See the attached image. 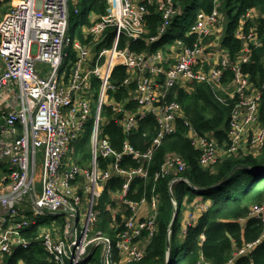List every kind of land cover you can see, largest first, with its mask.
Here are the masks:
<instances>
[{"label": "built area", "instance_id": "obj_1", "mask_svg": "<svg viewBox=\"0 0 264 264\" xmlns=\"http://www.w3.org/2000/svg\"><path fill=\"white\" fill-rule=\"evenodd\" d=\"M12 1V9L0 19L4 65L0 71V264H30L26 256L36 250L45 254V264H90L94 253L90 247L98 241L106 244L107 264H138L158 231L159 201L152 196L135 202L127 194L135 178L147 176L153 152L177 129L178 120L188 127L190 142L200 151L198 163L204 167L222 159V152L237 153L243 144L253 154L264 145L261 91L251 89L242 70L250 47L261 46L258 18L264 14L251 9L240 17L235 37L243 47L231 62L210 39L214 32H224L219 2L227 0H213L209 11L199 9L182 38L163 44L167 50L152 46L170 32L172 23L182 22L184 0H107L104 13L86 26L91 38L85 43L74 40L69 31L71 15L81 14L82 0ZM152 10L159 22L155 34L144 38ZM246 20L252 22L247 28ZM189 37L188 43L184 38ZM139 39L147 41V48L135 52L130 47ZM66 47L73 49L72 63ZM213 52L222 55L214 58ZM116 66L127 73L122 85L128 88V98L122 101L110 95L116 90L110 81ZM226 70L231 71V79L225 84L221 80ZM195 82H205L212 90L219 82L229 99L236 98L230 103L226 150L210 135L196 134L180 104L170 98L174 87L190 90ZM95 85L98 95L92 106L88 96ZM4 90L11 94L7 99ZM106 110L123 132L120 149L102 134ZM148 116L156 120V128L149 147L141 151L129 139ZM87 128L93 145L90 166L83 167L66 156L74 154ZM127 158L135 165L121 166ZM186 167L178 154L167 152L154 180L170 176L172 187L184 182L190 189H199L182 176ZM107 187L112 191L109 237L100 230L93 232L101 215L98 200ZM201 211L199 206V214L187 212L182 227L193 223ZM249 216L262 219L260 236L223 264H232L264 240V205H253Z\"/></svg>", "mask_w": 264, "mask_h": 264}, {"label": "trees", "instance_id": "obj_2", "mask_svg": "<svg viewBox=\"0 0 264 264\" xmlns=\"http://www.w3.org/2000/svg\"><path fill=\"white\" fill-rule=\"evenodd\" d=\"M190 1L192 2L190 9L195 15L201 8L209 11L213 0ZM80 8L83 16L86 11L104 13L105 1L82 0ZM251 9L264 14V0H227L221 7L224 32L219 47L231 62L236 60L237 54L243 47L241 41L235 37V31L241 22L240 17ZM146 21L148 32L145 33L144 38L155 34V27L159 22L158 13L152 10ZM258 22V34L261 35L264 33V17L260 16ZM179 24L178 21L172 23L173 30L171 29L169 33L163 35L152 47H163V44L172 42L176 37L182 38L184 31H180ZM251 24L250 20H246L245 28ZM184 39L189 43L191 37ZM131 48L135 52L144 51L147 48V41L139 39ZM250 49V58L242 65V69L249 75L252 85L259 88L264 85V46H251ZM224 75L221 82L226 84L231 79V71L226 70ZM126 76L127 73L122 66H116L112 72L110 81L116 86V90L110 91V95L116 101H122L124 97L128 96V88L122 85V80ZM262 91L261 120L264 119V86ZM170 94V98L180 104L182 114L191 129L198 135H210L216 140L217 145L226 150L228 123L232 110L230 103L236 98L221 102L217 98L219 92L212 90L210 85L205 82H195L190 90L174 87ZM133 106L134 103L128 104V107ZM108 112L106 110V114H104L108 120L103 122L105 124H101L102 134L108 138L113 147L120 149L124 140L123 132ZM176 126L177 129L166 135L153 152L148 163L147 176L135 178L127 194V198L135 202H139L143 197L149 200L152 196H157L159 201L158 231L146 247L144 257L138 264H162L164 259L166 232L172 212L168 193L170 176L158 177L155 180L154 176L156 172H160L167 152H174L185 161L187 167L182 176H186L193 185L199 187V189L193 190L184 182H180L181 187L176 190L173 186L178 208L170 234L169 264H200L204 262L223 264L233 258L235 252L245 243L255 240L261 234L262 219L249 216V211L253 205H264V145L258 154H253L248 150L238 151L235 154L227 153V156L217 163L204 167L198 163L200 151L191 144L188 127L179 120L176 122ZM155 128L156 120L152 116L146 117L130 136L131 144L141 151L146 150L150 145ZM120 163L124 168L132 163L135 165V161L130 158L122 160ZM235 166L236 169L231 171ZM182 185L186 186L185 189L188 188L185 196L182 192L180 194ZM194 200L204 201L207 204V209L201 211L197 219L186 225L185 230L181 231V226H183L182 202L191 203ZM124 212L128 214L129 210ZM179 250H182L181 253ZM44 258L45 254L42 250H36L26 256V260L30 264H45ZM90 264H100V261L93 257ZM232 264H264V240L250 252L235 258Z\"/></svg>", "mask_w": 264, "mask_h": 264}, {"label": "crops", "instance_id": "obj_3", "mask_svg": "<svg viewBox=\"0 0 264 264\" xmlns=\"http://www.w3.org/2000/svg\"><path fill=\"white\" fill-rule=\"evenodd\" d=\"M105 1V9H106V7H107V0H104ZM13 3H15V2H13L12 0H0V12H2L1 14V17L6 13V12H8L9 11V9H10V7H12V4ZM105 9H104V11H105ZM11 10V9H10ZM84 10H85V7H84ZM220 11H222L221 10V8H220ZM100 13H102V12H97V11H94V12H92V11H86L85 13H84V16L81 14L80 16H78V20H77V22H79L80 23V25H81V28H76V26H75V22L74 23H71L72 24V27H71V29H72V31H73V34H74V36H73V39L74 40H78V41H80V42H82V43H85V42H87L88 40H90V38H91V36L87 33V31H86V26L89 24V22L90 21H92V20H95V19H97L98 18V16H99V14ZM1 17H0V19H1ZM75 26V27H74ZM75 30H76V32H75ZM261 36H264V33H262L261 34ZM223 37V33L221 32V31H216V32H214L213 33V35H211L210 36V39H212V44L214 45V47H215V45L218 47V49H220V47H219V45H220V39ZM110 44V42H108V45ZM134 44V43H133ZM132 44V45H133ZM122 44H120V47H122L121 46ZM131 45V46H132ZM166 46V45H165ZM97 47H98V44H96V45H94V46H92V52L94 53L95 52V50L97 49ZM163 47H164V45H163ZM131 48V47H130ZM165 48V47H164ZM66 50L68 51V57H67V59L69 60V62L70 63H72L73 61H74V53H73V49H72V47H66ZM131 50H133L132 48H131ZM164 50V49H163ZM165 50H167L166 48H165ZM134 51V50H133ZM71 52H72V55H71ZM222 55V53L221 52H218V53H212V56L215 58L216 56L217 57H220ZM165 67L166 66H168V63H164L163 64ZM3 63H2V61L0 60V71L3 69ZM91 81H92V79H91ZM94 82H96V80H94ZM96 84V83H95ZM232 87V86H231ZM10 93H9V90H4V92H3V97L5 98V99H7L8 97H10ZM97 95H98V87L95 85V88H92V95H89L88 97H90V101H91V104H92V106H94V104H95V102H96V99H97ZM2 105H4V102L2 103ZM81 140H82V138H80L77 142H76V144H78L79 142H81ZM89 146H90V154H89V151H87V150H85V149H80V152H77V149L78 148H76V144H75V152H74V154L72 155V154H67V156H66V158L69 160V161H72L73 160V158L74 159H77L78 161H79V165H81V166H83V167H88V166H90V158H91V151H92V145H93V142H92V140L90 139V135H89ZM221 148H223L222 146H220ZM242 147H243V145H242ZM243 149H245V145H244V147H243ZM243 151H246V150H243ZM255 154H258L257 152L255 153ZM221 158L222 157H224V156H226L223 152L221 153ZM109 190V191H108ZM112 191L110 190V188L109 187H107V189H106V191L102 194V196L99 198V200H98V208L100 209V211H101V215H102V210H101V206H100V204H101V200H102V198H104L106 195H109V198H108V200L107 201H104V203H105V209L103 210V212H104V218H102L103 219V224L101 223V221H100V219H101V215H100V219H99V221H100V224L103 226L102 227V230L103 229H108L109 231H110V228H109V224H110V222H111V220H112V216H111V214H110V212H109V210H108V206H109V204H110V202H111V195H110V193H111ZM195 201V200H194ZM194 201H192V203H194ZM113 205V207H116V204H112ZM112 209H114V208H112ZM98 221V222H99ZM97 222V223H98ZM181 231H184V227H182L181 226ZM111 232V231H110ZM97 249V248H96ZM95 249V250H96ZM94 250V251H95ZM93 251V252H94ZM237 258V257H236Z\"/></svg>", "mask_w": 264, "mask_h": 264}, {"label": "rangeland", "instance_id": "obj_4", "mask_svg": "<svg viewBox=\"0 0 264 264\" xmlns=\"http://www.w3.org/2000/svg\"><path fill=\"white\" fill-rule=\"evenodd\" d=\"M81 2V1H80ZM200 2H202V0H200ZM192 2L190 1V0H184V6H185V12H184V18H183V20H182V22L180 21V24L178 25V28L180 29V31H186V30H188L189 29V26H190V23L192 22V20H193V17H194V13H193V11L190 9V4H191ZM222 5H223V3H221V5H220V7H222ZM10 11V10H9ZM2 12H0V17H1V14ZM70 20H71V23H74L75 22V26H76V28L78 29V28H81V25H80V23L79 22H77V20H78V15H72V17L70 18ZM222 24H224V20H223V18H222ZM74 26V27H75ZM221 30V29H220ZM75 32H76V30H75ZM70 33H71V35H72V37L74 36V34H73V31H72V29H70ZM222 94H225V92L224 91H220ZM260 110H261V104H260V107H259V116H260ZM258 125V122H256V123H254L252 126H257ZM249 133H250V131H249ZM89 134H90V130H89V128H87L85 131H84V134L81 136V138H82V140H81V142H79L78 144H76V148H78L77 149V152H80V149H85V150H87V151H89V154H90V146H89ZM244 145H245V149H243V147H244ZM247 144H243V147H242V150H239V151H243V150H248V148H247V146H246ZM259 152V151H258ZM264 166V165H263ZM262 166V167H263ZM173 186H175L174 187V190H176V189H178V188H180L181 187V185L179 184V183H177V184H174ZM183 186V185H182ZM184 188V189H183ZM186 188V186H183L182 187V190L180 189V194H181V192L183 193V196H185V193L187 192V189H185ZM108 198H109V195H106L104 198H102V200H101V204H100V206H101V210H102V215H101V219H100V221H101V223L103 224V219L102 218H104V212H103V210L105 209V203H104V201H107L108 200ZM177 199H178V197H177ZM193 204H195L194 205V207L192 208V205ZM199 206H201V208H202V210H206L207 209V204L204 202V201H194V203H186L185 201H183L182 202V221H183V218H184V216H185V214L187 213V212H190V211H192V212H194L195 214H199L198 213V207ZM100 221L98 222V223H96L94 226H93V232L95 233V231H98V230H100V231H102L103 232V235L104 236H106V237H109L111 234H110V231L106 228V229H103L102 230V225L100 224ZM243 222V220L241 219V223ZM184 230H185V228H184ZM181 251L182 250H179V253H181ZM100 252H101V247H97V249L94 251V253H93V257H94V259H96V258H98L99 259V255H100ZM170 256H171V254H170ZM169 260H170V258H169Z\"/></svg>", "mask_w": 264, "mask_h": 264}, {"label": "water", "instance_id": "obj_5", "mask_svg": "<svg viewBox=\"0 0 264 264\" xmlns=\"http://www.w3.org/2000/svg\"><path fill=\"white\" fill-rule=\"evenodd\" d=\"M236 169V166L232 168L231 171H234ZM168 193L171 201V206H172V212H171V218L167 227V232H166V239H165V253H164V259L162 264H169V258H170V234L173 229V223L176 219L177 216V200L175 198L174 190L172 187V181H170L168 185ZM97 247H101V252L99 255V261L100 264H107L106 263V244L104 241H98L97 243L93 244L90 247V251L93 252Z\"/></svg>", "mask_w": 264, "mask_h": 264}, {"label": "bare ground", "instance_id": "obj_6", "mask_svg": "<svg viewBox=\"0 0 264 264\" xmlns=\"http://www.w3.org/2000/svg\"><path fill=\"white\" fill-rule=\"evenodd\" d=\"M221 3L222 2H219V7H220V5H221ZM12 9V8H11ZM70 31V30H69ZM71 34V33H70ZM72 36V35H71ZM258 38H259V40L262 42L261 43V46H264V36H261V35H259L258 34ZM243 70V69H242ZM243 72H245L244 70H243ZM246 73V72H245ZM249 76V75H248ZM231 77V76H230ZM215 90L214 91H218L219 92V94H217V98L221 101V102H224V101H222V99H224V100H229V97H228V95H227V92L225 91V89L223 88V85L221 84V83H219V82H217L216 84H215ZM251 89H253V90H255V91H261V100H262V94H263V91L260 89V87L258 88L257 86H254V85H251ZM220 91H224L225 92V94H222ZM125 98H128L127 96L126 97H124V99ZM260 107V106H259ZM106 120H108V118H106V117H104L103 118V122L104 121H106ZM199 188V187H198ZM230 259H232V258H230ZM230 259H228L226 262H228Z\"/></svg>", "mask_w": 264, "mask_h": 264}]
</instances>
